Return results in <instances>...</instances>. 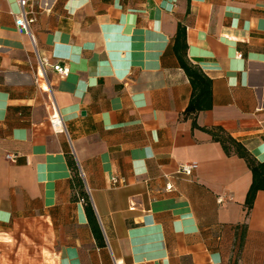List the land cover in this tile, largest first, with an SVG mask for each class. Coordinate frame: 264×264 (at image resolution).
Returning a JSON list of instances; mask_svg holds the SVG:
<instances>
[{
    "label": "crops",
    "instance_id": "0c3cea01",
    "mask_svg": "<svg viewBox=\"0 0 264 264\" xmlns=\"http://www.w3.org/2000/svg\"><path fill=\"white\" fill-rule=\"evenodd\" d=\"M41 2L33 41L18 0H0V264H264V190L247 214L251 169L211 132L264 162V0ZM179 22L212 79L213 106L195 117Z\"/></svg>",
    "mask_w": 264,
    "mask_h": 264
},
{
    "label": "trees",
    "instance_id": "16d2710c",
    "mask_svg": "<svg viewBox=\"0 0 264 264\" xmlns=\"http://www.w3.org/2000/svg\"><path fill=\"white\" fill-rule=\"evenodd\" d=\"M173 41L172 50L177 56L180 67L185 71L192 85V95L184 114L195 117L200 111L211 109L213 106L212 79L204 73L201 67H199L197 64H194L189 59L187 28L184 23L179 22ZM224 131L225 130L222 127H215L213 130L211 129V132L215 138L221 140L227 153L231 154V152H235L239 156L245 158L252 172V183L247 192L245 201L246 211L248 214L253 207L257 192L259 190H264V162L259 161L243 143L237 141ZM219 134H221V136ZM67 159L72 170L73 199H84L85 211L89 222L93 226L97 237H99L96 230L97 218L95 210L84 187L83 179L80 175L77 162L71 154H68Z\"/></svg>",
    "mask_w": 264,
    "mask_h": 264
},
{
    "label": "built area",
    "instance_id": "2783aa9c",
    "mask_svg": "<svg viewBox=\"0 0 264 264\" xmlns=\"http://www.w3.org/2000/svg\"><path fill=\"white\" fill-rule=\"evenodd\" d=\"M20 6V13L15 19V23L17 28L26 34H29L31 39L34 41V36L30 30L31 24H33L37 19V14L40 10L44 9L41 0H18ZM48 66L47 61L39 58L38 64V78L42 80H47L46 77V67ZM54 70H56L59 74L63 76H67L70 72V68L68 66H63L61 64H54L52 66ZM51 124L56 131H65V123L62 117L58 114L57 116L51 118ZM7 158L10 160H14L15 154L8 153ZM197 162H187L180 165L178 172L191 175L197 169ZM113 182H118L117 178L112 179ZM81 200L84 201L83 198Z\"/></svg>",
    "mask_w": 264,
    "mask_h": 264
}]
</instances>
